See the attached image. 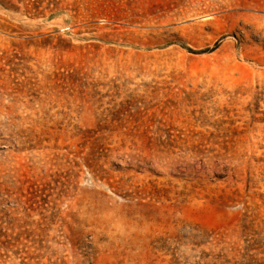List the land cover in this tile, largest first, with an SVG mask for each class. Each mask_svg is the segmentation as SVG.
<instances>
[{
  "label": "rangeland",
  "instance_id": "374dc122",
  "mask_svg": "<svg viewBox=\"0 0 264 264\" xmlns=\"http://www.w3.org/2000/svg\"><path fill=\"white\" fill-rule=\"evenodd\" d=\"M0 264H264V0H0Z\"/></svg>",
  "mask_w": 264,
  "mask_h": 264
}]
</instances>
